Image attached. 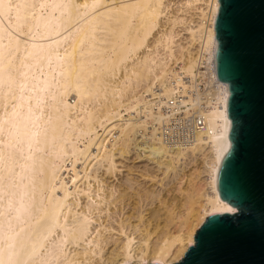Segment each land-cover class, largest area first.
<instances>
[{"label":"bare ground","instance_id":"1","mask_svg":"<svg viewBox=\"0 0 264 264\" xmlns=\"http://www.w3.org/2000/svg\"><path fill=\"white\" fill-rule=\"evenodd\" d=\"M220 10L221 0H0V264H175L211 214L239 212L220 191L234 147L216 72ZM197 77L213 97L208 129L171 148L160 109ZM133 149L163 180L189 179L175 231L173 217L150 231L142 210L135 225L112 217L128 203L110 180ZM141 187V209L161 197Z\"/></svg>","mask_w":264,"mask_h":264},{"label":"water","instance_id":"2","mask_svg":"<svg viewBox=\"0 0 264 264\" xmlns=\"http://www.w3.org/2000/svg\"><path fill=\"white\" fill-rule=\"evenodd\" d=\"M216 31L234 142L220 191L239 212L211 214L175 264H264V0H221Z\"/></svg>","mask_w":264,"mask_h":264},{"label":"rangeland","instance_id":"3","mask_svg":"<svg viewBox=\"0 0 264 264\" xmlns=\"http://www.w3.org/2000/svg\"><path fill=\"white\" fill-rule=\"evenodd\" d=\"M179 0H172L173 3L178 2ZM177 6H174L171 11L173 12V9H175ZM173 15V14H172ZM74 102V100H73ZM138 154H136V151L133 149L131 155L126 156V158H119L117 164H118V171H117V180H115V178H111L110 181H114L115 184L120 185V188L123 191V195H121L122 197L120 198V201L122 200L123 202H126L128 204H125L126 207L124 205L123 209L121 207V204H117L113 207H111L110 213L112 217L115 216V220L119 221V214L122 213L123 215H121L120 219H123L124 214L126 220L128 219H132L133 217H138L136 216V211L139 210V212L142 210L143 211V219L142 220L144 222V224L148 223L150 225V227H148V229H152L150 231H154V229H156L158 226H160V228H163L162 226H164L166 228L167 224L169 226L170 225V218L173 217L172 219H174V221H176L177 219H182V217H184L186 214V194H188L190 192V187H189V179H184L182 184H178V183H169L170 180H168V178H166V180L164 178V175L162 176L161 173L157 172V165L153 162V161H146V158H142L141 157H137ZM152 162V163H151ZM156 168V169H155ZM126 176H130V178L133 179L134 181V187L139 188V190L142 188L141 186L149 189L147 191H152V189L154 187H156V189H162V193H161V197L159 198V200L154 201V203L152 205L147 206L146 208L144 207L143 209H141V205L138 204L139 203V198L136 197L135 193H137V191H139L138 189L136 190H130L127 189V187L124 184V181L126 180ZM110 177V176H109ZM161 178V179H160ZM124 180V181H123ZM164 183H162L163 181ZM163 184L162 188L160 187V184ZM165 183L168 185L165 186ZM166 188V189H165ZM155 189V188H154ZM153 189V190H154ZM155 189V190H156ZM136 191V192H135ZM126 193V194H125ZM144 193H141V195H143ZM132 196V197H131ZM145 196V195H143ZM126 201H124V200ZM149 200V199H148ZM128 201V202H127ZM138 204V205H137ZM131 205V206H129ZM137 205V206H136ZM140 205V206H139ZM118 206V207H117ZM117 207V208H115ZM141 207V208H140ZM114 208V209H113ZM120 210H119V209ZM117 210V211H116ZM121 210H123V212H121ZM113 211L116 213H113ZM138 212V211H137ZM110 213L108 216H110ZM119 213V214H118ZM133 214V215H132ZM118 215V216H117ZM137 215H139V213H137ZM108 216H104L103 219H105V217ZM131 216H133L131 218ZM176 216V217H175ZM182 216V217H179ZM178 217V218H177ZM124 218V219H125ZM177 218V219H176ZM179 219V220H180ZM169 220V221H167ZM147 221V222H146ZM173 221V220H172ZM134 222V218L133 221ZM140 223L139 219L136 218L135 222L133 223L138 224ZM166 222V223H165ZM143 224V223H142ZM166 224V226L164 225ZM178 224V220L177 223H174L171 227H169L170 229L172 228V231H175V229L177 228L176 225ZM176 226V228H175ZM174 227V230H173Z\"/></svg>","mask_w":264,"mask_h":264},{"label":"built area","instance_id":"4","mask_svg":"<svg viewBox=\"0 0 264 264\" xmlns=\"http://www.w3.org/2000/svg\"><path fill=\"white\" fill-rule=\"evenodd\" d=\"M200 61V67L205 70ZM186 79L190 88L179 90L160 112L162 122L158 124V131L162 141L169 147L185 149L196 144L200 132L208 129L203 111L213 104V97L207 92L206 86L200 77L193 80ZM189 100V102H186ZM159 111L158 108L155 109Z\"/></svg>","mask_w":264,"mask_h":264}]
</instances>
